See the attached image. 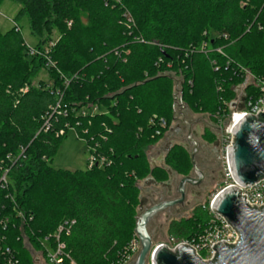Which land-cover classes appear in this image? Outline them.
<instances>
[{
	"label": "trees",
	"instance_id": "obj_1",
	"mask_svg": "<svg viewBox=\"0 0 264 264\" xmlns=\"http://www.w3.org/2000/svg\"><path fill=\"white\" fill-rule=\"evenodd\" d=\"M10 1L20 6L15 22L28 21L39 53L30 55L22 29L0 31V180L7 174L10 182L0 186V237L31 264L21 230L35 244L72 220L65 241L76 262L111 264L133 240L141 201L136 175L150 168L151 176H168L151 169L146 155L172 126L174 88L213 128L230 113L245 70L264 77V0ZM55 30L62 37L46 54ZM42 70L52 83L34 86ZM253 93L248 86L247 97ZM92 106L98 112L82 116ZM155 116L167 128L152 123ZM212 128L204 135L210 143L218 139ZM70 129L98 145L111 165L54 169L50 162ZM178 152L187 151L174 146L171 169ZM209 220L199 206L191 218L172 222L169 233L192 240Z\"/></svg>",
	"mask_w": 264,
	"mask_h": 264
},
{
	"label": "water",
	"instance_id": "obj_2",
	"mask_svg": "<svg viewBox=\"0 0 264 264\" xmlns=\"http://www.w3.org/2000/svg\"><path fill=\"white\" fill-rule=\"evenodd\" d=\"M180 94L178 88L174 93V121L180 118L176 108L178 107L180 111L185 109L181 96L178 100ZM242 101H245V98ZM235 107L236 105L232 104L231 110ZM243 107L240 106L241 109ZM181 116L187 124L184 114ZM233 134L235 140L228 150V160L235 182L242 187L260 182L264 179V114L260 113L258 118L249 116L242 119L235 126ZM188 141L192 148L190 152L195 178L189 176L181 180L177 191L181 198L178 200L162 199L159 203L145 208L148 199L141 198L135 228L141 250L134 264H147L149 258L152 264H264V208H251L245 201L246 196H242L241 190L237 188L225 190L213 204L214 212L227 219V223L239 234V240L235 245L220 242L214 246L216 251L214 260L205 262L189 245L182 244L175 252L166 246L154 247L153 237L148 232L151 221L161 212L183 205L185 186L198 185L203 180V174L196 162L200 145L192 134H189ZM156 185L164 186L157 183Z\"/></svg>",
	"mask_w": 264,
	"mask_h": 264
},
{
	"label": "built area",
	"instance_id": "obj_3",
	"mask_svg": "<svg viewBox=\"0 0 264 264\" xmlns=\"http://www.w3.org/2000/svg\"><path fill=\"white\" fill-rule=\"evenodd\" d=\"M220 37V36H218ZM226 37V36H225ZM203 51L207 48V44H204L202 47ZM219 54L223 55L221 49L216 50ZM29 53L31 56L37 55L39 52L36 49H30ZM49 53V50H46V54ZM49 65V64H48ZM51 66V65H49ZM246 82L245 84L238 89L237 98L232 102L236 107L234 110H231V105L229 106L230 113H223L219 121L215 124V131L217 133L218 139L221 142V154L224 160V174L225 181L223 186L216 191L212 199L207 205H203V209L209 213V224L204 232L199 233L192 240H181L175 241L172 240L170 244H160L157 246L162 247L166 246L172 252H175L177 248L184 244L191 246L198 256L203 259L205 262H209L215 259L216 251L214 250L215 245H219L220 242L225 244L235 245L239 240L238 231H236L230 224L227 223V219L222 217V215L214 212L213 204L216 198L222 194L225 190L229 188L240 189V194L246 196V203L249 204L251 208H264V179L260 182H256L253 185H247L245 187L240 186L235 182L232 171L229 165L228 160V150L234 144V128L235 126L244 118L253 116L258 118L261 114H264V77L256 78L249 71H246ZM248 86H254L255 93L250 97H247L246 88ZM245 98V101L242 99ZM243 105V109L240 106ZM60 110V104L53 110V114H56ZM91 113L94 115L98 112L97 106L91 107V110H83L82 116H87ZM67 115L66 112H64ZM51 117V116H49ZM239 118V119H238ZM50 119V118H49ZM157 121L158 127L160 129L167 128V122L164 119H159L156 116L153 118L152 123ZM50 128L49 120L46 123V131ZM44 129V128H43ZM72 130V129H70ZM74 130V129H73ZM64 132H60V135H63ZM160 134V131L157 132V135ZM90 154V165L89 168L92 170L95 167L103 168L110 166L111 162L104 155H100L97 152L98 145L90 146L88 141H85ZM10 158V156L8 157ZM5 174L0 180V186L7 188L10 182H7ZM18 217L25 220L23 213L19 212ZM9 219L2 220L1 224L4 230L7 229V224ZM76 221L65 220L62 222L56 231L48 236L39 238L37 243H32L30 239L26 236L23 229L21 230L23 245L25 252H29L31 264H78L73 258L71 252L68 250L65 238L69 237L72 233ZM7 237H0V264H29L25 258H21L19 252L11 248L6 244ZM20 239H18L19 241ZM141 245L138 238H134L128 246L120 253L118 258L113 261L111 264H131L133 259L140 252Z\"/></svg>",
	"mask_w": 264,
	"mask_h": 264
},
{
	"label": "rangeland",
	"instance_id": "obj_4",
	"mask_svg": "<svg viewBox=\"0 0 264 264\" xmlns=\"http://www.w3.org/2000/svg\"><path fill=\"white\" fill-rule=\"evenodd\" d=\"M20 10V6L10 0H6L3 2V4L0 6V31L3 33H6L7 31L11 30L14 27H18L22 29V33L25 39V42L27 44L28 49H36V46L38 45V40L35 38L30 30L29 23L26 19L21 21L20 23L15 22V17L18 14ZM212 32V30H211ZM218 34L216 32H212V37H216ZM62 37V34L60 31L55 30L53 37L50 41V43L47 46V50H51V48L55 45L57 41L60 40ZM255 45V44H254ZM260 45H262L260 43ZM255 48V47H254ZM261 50V49H260ZM245 55H248L245 53ZM31 59V58H30ZM50 75L48 72L45 70H42L40 74L33 80L34 86H38L41 84H51L52 82L50 81ZM179 87L174 88V91L176 92ZM180 90V89H179ZM174 92V93H175ZM181 94L178 96V100H180ZM182 98V96H181ZM183 107L187 106L184 102H182ZM178 108V107H177ZM176 108V109H177ZM178 110H180L178 108ZM189 117L185 120L189 121L190 123H193L194 125H197L198 127H201L204 129L205 127H211L212 128V121L209 119L208 116L206 115H201V114H194L191 111H189ZM183 120L182 118L176 119V121L172 123L171 128H174L176 126V123L178 121ZM170 128V130H171ZM214 128V129H213ZM212 129L215 131L216 127H213ZM167 133L168 138H163L158 140L157 143H155L153 146L150 147L146 158L149 164L151 163V159H158V154L161 151L163 146H166V143L170 140H173V144H178V142H181L177 139H172L171 136H169L170 131ZM209 139L208 141H210ZM82 138V136L78 135L75 130H69L67 133V136L65 139L62 140L60 149L58 153L56 154L55 158L51 160L50 165L56 169V170H69V171H86V169L90 170L89 165H90V154L89 150L87 147V144ZM218 141V140H217ZM219 159H220V169L222 170L224 174V160L221 154V150L218 153ZM154 158V159H153ZM181 158L179 159L178 162H175L173 165L172 172L175 176V180L178 181L176 182L179 184V182L189 176L194 175L193 171V165H192V159H191V152H178V157ZM151 166V164H150ZM152 169V166H151ZM150 171V168L148 169V172L145 173L144 175L138 176L136 175V179L138 180L139 184L144 186V182L149 177H153L155 181L157 182H162V181H167L168 176L161 174L160 172L157 171L156 174L151 176V174H148ZM133 172V171H132ZM133 175V173H131ZM225 181V174L224 178L221 179L217 184H215L212 188L206 190L204 192L203 197L200 199H197L193 202H191V207L186 206L185 208L182 209L181 214L179 216H174V220L172 221L171 219H168L166 221L164 213H161L155 217L153 221L148 226V232L152 235L153 237V245L154 247H157L160 244H170L172 243V240L175 241H180L173 235L169 233V228L172 222H184L185 220L189 219L192 217L194 210L198 208L199 206L207 205L209 201L212 199L213 195L216 193L217 190H219L223 186V182ZM145 193L142 192L141 196L145 197ZM139 206H137V217L139 216ZM175 214V210L173 211ZM177 215V214H176ZM138 238L137 235L133 234L132 239ZM141 250V249H140ZM140 253V252H139ZM138 253V254H139ZM137 256L133 259V262L131 264H134L136 261ZM147 264H152L151 259H147Z\"/></svg>",
	"mask_w": 264,
	"mask_h": 264
},
{
	"label": "flooded vegetation",
	"instance_id": "obj_5",
	"mask_svg": "<svg viewBox=\"0 0 264 264\" xmlns=\"http://www.w3.org/2000/svg\"><path fill=\"white\" fill-rule=\"evenodd\" d=\"M184 107L185 109L182 111L178 110L177 108V115H180V118H182L181 114H184L185 119L186 117L190 118L188 115L190 110L187 106ZM185 121L187 122V124L183 120H179L176 123V126L174 128H171V132L169 134L172 139H177L181 142H178V144H173V140L168 141L166 143V146H163L161 151L159 152L158 159H151L150 164L152 166V169L160 168L164 170L168 175L167 181H162L159 183L155 181L153 177H149L146 182H144V186L139 184L141 194L142 192H144V195L148 199L145 208L151 207L154 203H159L162 199L164 201L180 199L181 195L177 191L181 181L179 182V184L176 183L178 181L175 180L172 169L168 167L166 161L168 155L171 153L175 145H180L185 148L187 152H190L191 144L188 141V136L189 134H192V137L200 145L199 152L196 157V162L199 170L203 174V180L198 185L187 184L185 186V200L183 205H178L170 210L161 212L166 214V221L171 218L173 221L174 216H179L183 208H185L186 206L191 207V202L203 197L206 190L212 188L215 184H217L221 179L224 178V174L220 169V159L218 155L219 151L221 150L220 140L217 139L218 141L216 140V142L214 143L206 141L204 139V135L208 127L202 129L201 127H198L197 125H194L187 120ZM192 177L195 178V175H193ZM155 182L157 184H164V186H157ZM141 198L145 197L141 196ZM174 210L176 211L175 214L173 212Z\"/></svg>",
	"mask_w": 264,
	"mask_h": 264
},
{
	"label": "bare ground",
	"instance_id": "obj_6",
	"mask_svg": "<svg viewBox=\"0 0 264 264\" xmlns=\"http://www.w3.org/2000/svg\"><path fill=\"white\" fill-rule=\"evenodd\" d=\"M239 119V118H238Z\"/></svg>",
	"mask_w": 264,
	"mask_h": 264
}]
</instances>
